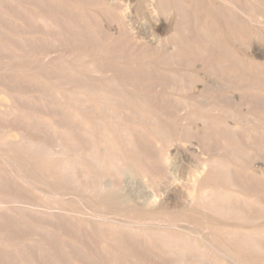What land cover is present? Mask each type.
Listing matches in <instances>:
<instances>
[{"label":"rangeland","instance_id":"rangeland-1","mask_svg":"<svg viewBox=\"0 0 264 264\" xmlns=\"http://www.w3.org/2000/svg\"><path fill=\"white\" fill-rule=\"evenodd\" d=\"M151 2L158 6V0H0V153L35 172L46 192H67L63 201L29 189L0 158V264H182L203 254V264H217L204 248L170 252L140 227L132 230L126 223L139 218L136 210L109 206L99 209L106 219L88 220L82 210L94 211L99 197L85 189L100 183L109 188L116 181L122 202L148 209L149 230L172 219L197 236L209 234L212 221L264 226V68L242 61L255 53L264 62V29L232 20L229 4L185 0L184 16L173 0L165 12ZM122 3L123 25L116 14ZM209 3L220 7L216 13ZM47 52L53 58L46 62ZM100 86L106 97L93 89ZM109 138L111 151L130 165L121 175L88 154ZM66 144L77 168L62 176L52 167L65 159L48 156L47 147L59 152ZM218 186L233 191L227 205L248 220L193 201L202 188ZM263 236L253 251L261 259Z\"/></svg>","mask_w":264,"mask_h":264},{"label":"bare ground","instance_id":"bare-ground-1","mask_svg":"<svg viewBox=\"0 0 264 264\" xmlns=\"http://www.w3.org/2000/svg\"><path fill=\"white\" fill-rule=\"evenodd\" d=\"M171 1L172 0H158V6L152 2H151V5L154 4L161 11L165 12V11L171 10L172 5H173L171 3ZM173 1H175V3H177L178 15H184L185 16V14L187 13V9H186L185 3H184L185 0H173ZM211 1L215 5L217 3H218V5H220V4L221 5L227 4L228 5L229 4L230 8H229V6L227 7V5H226V7L228 8L227 13L231 17L232 20L237 19L238 16L241 19L243 18V20L247 21L248 24L252 25L255 28V30H257V33H259L262 28L264 29V0H251V1H254V4H253L254 6L249 2L253 6V7H250L251 9H247V8H245V6L243 7L239 3L236 4L235 2H233V0H211ZM210 3H209V6L207 7V9L208 10L213 9L214 12L217 11L215 9H217L219 6H215L214 4L210 5ZM123 5H124L123 3L120 4L118 6V8H117L118 10L116 12L118 19L121 20V22H120L121 24L124 23V18L126 17L125 11H127V10H125L126 7L124 8L125 5L124 6ZM154 5H153V7L155 8ZM209 7H211V8H209ZM123 12H125V13H123ZM38 18L42 22H47V23L51 19L50 17L43 16V14L39 15ZM229 29L232 33L234 27H232V25H230ZM129 30H132V29L129 28ZM258 30H259V32H258ZM129 32H131V31H129ZM136 36H138V35H136ZM234 55H235L234 53H232V55L230 54V58H233ZM254 55H256V54L254 53ZM254 55H252V56L249 55L248 58L243 57L245 60L243 59L242 61L246 62V60H248L247 62L249 64H251L252 66H257L260 70H262V68H264V62H260V61L256 60L257 57H255ZM41 58L43 61L47 62L48 60L53 58V55L51 54V52H47V53L43 54ZM94 72L99 74V75L103 74L102 71H99L97 69H94ZM93 89H96L97 93L102 94L104 97L107 96V92L109 93V91H107L104 87H101V86L98 88L93 87ZM29 141L32 143L31 140H29ZM30 142H29V145L31 144ZM72 142L74 143V141H72ZM110 142L111 143L113 142V138H109L108 141L105 142L103 146L98 147L95 150V152L92 151V149L89 151L87 149L86 152L88 151L89 155L94 154L93 157H95L96 161L99 162V165L106 164L107 168H109V166H110L111 168L107 172H110V170H112V172L116 173L117 175L118 174L121 175L122 167H125V166L128 167L130 165H128V162H122L121 160H119L118 159L119 157L117 158V156H118V155H116L117 153H113L112 152L113 150L110 149L108 146V144ZM34 143L35 142H33V146H34ZM30 146L32 147V145H30ZM43 146L45 148L44 149V151H45L46 147H45V145H43ZM46 146H48V145H46ZM49 147H47L50 150L49 151L47 149L48 150L47 153L49 154V155L47 154L48 156L53 157L55 159L56 158H62L63 161L65 159V164H62V165L60 164V165L52 167V171L54 173H60V174H62V176H63V174L64 175H74L75 168H77V167H75V165H73V160H71V157L68 156V154H67V151H66L67 144L65 146H63V148H61L63 150H61L59 152L54 151L56 149H53V147L52 148H49ZM28 148H29V146H28ZM33 148H35V146ZM41 150H42V152H44L43 149H41ZM39 152L41 153V151H39ZM79 154H81V152ZM161 155H162V158L165 162L168 161L169 155L167 154V152H162ZM78 156H80V158H82V155H78ZM78 156H76V157L79 158ZM41 157H42V153H41ZM41 157L39 156V158H41ZM0 158L3 159L5 162H7L10 165V167L12 168L13 176L19 182H21L23 185L27 186L29 189H31L35 192H39L40 194L44 193V195L46 194V196H48V197L50 196L51 198L54 197V199L62 198L63 201L65 200V199H63V198H65L64 196L67 194V192L65 190L62 189V190L51 191L49 189L50 191L46 192V189H43L44 187L42 188V186H41V183H42L41 180H39L35 177V176H37V175H35L36 173L30 172V169L27 171V170L19 167L20 162L17 158H15V156L6 155V153H0ZM219 162H221V161H219ZM50 168L51 167H49V169ZM135 169H134V171H135ZM136 171L139 174H142L143 176L147 175L139 167H137ZM47 173H50V172L48 171ZM54 173H51V174H54ZM124 181H125V179H124ZM112 183H111L112 186L109 188H107V186L105 187L103 185V183L102 184L100 183L96 186H90V187L87 186L86 187L87 189H85V190L92 192V193H95V195H96V193H98V197H99V202L97 203V205H95L94 211L89 212L86 210L85 211L82 210V214L85 215L86 218H88V220H90V221L94 220V218L98 217V216H103V218L106 219L107 218L106 215H100V213L101 214H104V213H102L101 212L102 210L100 211L99 209L108 208L109 206L123 207L122 208L123 210L127 209L128 211H131V215H134V214H132L133 213L132 211L136 210L138 213L140 212L139 216H137L139 218H136V216H134V217L130 216L133 218H131V220L128 221V223H126V226H128L132 230H135V228L137 229L140 227L138 230L143 231V235L145 238L154 239L156 241V243H162L163 248H165L166 250H168L170 252H175L176 250H178V251L181 250L182 252H184L185 250L183 248H185L187 246L192 247L195 251L196 250L202 251L203 250L202 248H204V250L207 253L209 252V254L211 253L215 257L218 258V262H216L217 264H264V260H263L264 257H263V259H261L258 255H255V257L253 255L254 254L253 251H255L256 248L259 246V243H261V240H260L261 238H259V236L264 235V226L260 225L262 227L258 226V227H253V229H245V227L243 225H241V226L237 225V226L231 227L230 225L227 226L228 224L225 225L223 223V225H222V223L217 224L219 222H213L212 221L211 224L208 226L209 228H211L209 234H202V235L197 236L195 233L198 231L191 229L192 226L191 227H189V225L187 226V227H189V230L185 229L186 226H185V228H181V227H179L181 224L178 221L180 219H172L168 226L157 225L156 227H153L155 229L149 230L148 227H151L154 224H153V222L146 221L147 219L144 218V216H143L144 208L142 211H140V208H137L134 205H130L126 202H122L120 200V197L117 195V193L115 191V189L117 187H119V185L117 186L116 181H114ZM117 183H119V182H117ZM195 187L196 186H194V188ZM209 187H206L205 189L202 188L203 190L199 193V195L193 194V201H195L196 203H199L198 205L201 204L200 206H203L204 208H209V210L211 209L213 214H218V215H221V216L226 217V218L231 217V215H234V217L236 219L238 218V219L243 220V221L248 220L250 218V216H249V218L246 217L245 214H243V212H241L240 210L233 209L232 206L227 205L229 203L227 201H228V199L230 200V197L232 196L233 191L229 192L230 190L227 191L228 189L223 190V189H226L225 187L221 189V187L218 186L222 190L220 192V189L217 187L216 188H213V187L209 188ZM84 188H85V186H84ZM195 190L196 189H194L193 191H195ZM125 199H127V197ZM243 199L245 201H248V200H250V196L243 195ZM12 202H15V201H12ZM147 210L145 209L144 212L147 213ZM256 219H257V217H256ZM250 220H253V218ZM146 230H149V231H146ZM196 230H197V228H196ZM220 235H222V236H220ZM223 235H225V236H223ZM263 238H264V236H263ZM196 243H201L200 246H202V247H198L199 245H196ZM228 243H232V244H228ZM203 263H204V254L196 260L185 261L182 264H203Z\"/></svg>","mask_w":264,"mask_h":264}]
</instances>
